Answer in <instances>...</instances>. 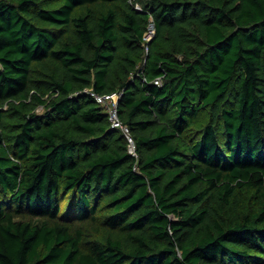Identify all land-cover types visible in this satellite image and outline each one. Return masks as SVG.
Here are the masks:
<instances>
[{"label": "trees", "instance_id": "16d2710c", "mask_svg": "<svg viewBox=\"0 0 264 264\" xmlns=\"http://www.w3.org/2000/svg\"><path fill=\"white\" fill-rule=\"evenodd\" d=\"M0 264H264V0H0Z\"/></svg>", "mask_w": 264, "mask_h": 264}, {"label": "built area", "instance_id": "2783aa9c", "mask_svg": "<svg viewBox=\"0 0 264 264\" xmlns=\"http://www.w3.org/2000/svg\"><path fill=\"white\" fill-rule=\"evenodd\" d=\"M149 30L150 32L145 35L146 39L151 38V35L154 31L153 29V24H149ZM158 79L155 80L156 83H158ZM120 91H112V92H95V91H91V95H93V97L95 98V100L103 105L105 107V110L108 113V119L110 121V125L112 127L115 128H120L122 130V132L125 134V137L128 141L127 145H128V151L131 154H136L137 155V151H136V147H135V142L134 139L131 135V131L130 128L123 123V121L120 119L119 117V113H118V101L120 98Z\"/></svg>", "mask_w": 264, "mask_h": 264}, {"label": "rangeland", "instance_id": "374dc122", "mask_svg": "<svg viewBox=\"0 0 264 264\" xmlns=\"http://www.w3.org/2000/svg\"><path fill=\"white\" fill-rule=\"evenodd\" d=\"M137 6H139V7H142V3H140V2H137V3H135ZM149 32H150V30H149ZM148 32V33H149ZM147 33V34H148ZM42 108V106L39 104L37 107H36V110H40Z\"/></svg>", "mask_w": 264, "mask_h": 264}]
</instances>
